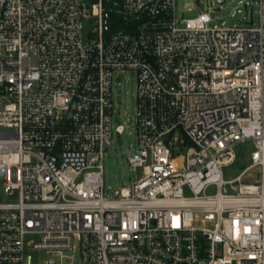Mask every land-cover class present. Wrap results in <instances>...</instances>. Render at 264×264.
<instances>
[{"label": "built area", "instance_id": "built-area-1", "mask_svg": "<svg viewBox=\"0 0 264 264\" xmlns=\"http://www.w3.org/2000/svg\"><path fill=\"white\" fill-rule=\"evenodd\" d=\"M257 3L258 22L219 26L204 9L178 17L177 0H0V264H264ZM127 69L140 175L106 197ZM243 143L248 163L226 179Z\"/></svg>", "mask_w": 264, "mask_h": 264}, {"label": "rangeland", "instance_id": "rangeland-1", "mask_svg": "<svg viewBox=\"0 0 264 264\" xmlns=\"http://www.w3.org/2000/svg\"><path fill=\"white\" fill-rule=\"evenodd\" d=\"M258 0H227L224 7L219 8L216 0H177V15L180 18H191L204 9L216 17L219 26L242 25L251 21L258 22ZM243 2V5L240 3ZM212 8V10L209 9ZM216 8V9H214ZM214 9V10H213ZM90 23L84 22V32L90 30ZM137 76L132 70L115 73L113 84V101L116 107L114 113V136L112 146L105 151L103 159L105 196L115 197V192L124 186H129L140 175L129 160L127 152L137 149V132L135 122L138 116L137 108ZM119 125H124L123 131H118ZM252 150L251 143H243L238 147V159L234 165L225 169V178L237 176L248 163V154ZM253 178L248 181L258 182L259 171L251 170ZM35 257L41 263L49 257L44 251L35 252ZM60 264V261H59ZM62 264H71V259L65 257Z\"/></svg>", "mask_w": 264, "mask_h": 264}, {"label": "trees", "instance_id": "trees-1", "mask_svg": "<svg viewBox=\"0 0 264 264\" xmlns=\"http://www.w3.org/2000/svg\"><path fill=\"white\" fill-rule=\"evenodd\" d=\"M109 5V3H107ZM111 22H112V28L116 29L119 27H125V21L120 17L119 13L116 11V9L111 10Z\"/></svg>", "mask_w": 264, "mask_h": 264}, {"label": "water", "instance_id": "water-1", "mask_svg": "<svg viewBox=\"0 0 264 264\" xmlns=\"http://www.w3.org/2000/svg\"><path fill=\"white\" fill-rule=\"evenodd\" d=\"M217 1L223 3L225 0H217ZM118 130H119V131H122V130H123V126L120 125V126L118 127Z\"/></svg>", "mask_w": 264, "mask_h": 264}]
</instances>
